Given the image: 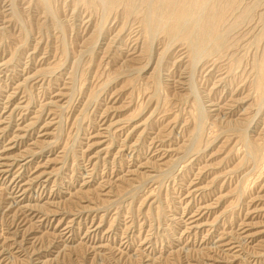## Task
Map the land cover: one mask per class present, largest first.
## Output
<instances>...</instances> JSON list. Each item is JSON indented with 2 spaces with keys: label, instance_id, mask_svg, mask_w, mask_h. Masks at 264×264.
I'll return each mask as SVG.
<instances>
[{
  "label": "rangeland",
  "instance_id": "obj_1",
  "mask_svg": "<svg viewBox=\"0 0 264 264\" xmlns=\"http://www.w3.org/2000/svg\"><path fill=\"white\" fill-rule=\"evenodd\" d=\"M93 1L0 0V264H264V0L200 59Z\"/></svg>",
  "mask_w": 264,
  "mask_h": 264
},
{
  "label": "bare ground",
  "instance_id": "obj_2",
  "mask_svg": "<svg viewBox=\"0 0 264 264\" xmlns=\"http://www.w3.org/2000/svg\"><path fill=\"white\" fill-rule=\"evenodd\" d=\"M120 1L123 0H99V3L101 2V4L105 5L103 6L104 8L106 7L107 10H110L114 6L116 8ZM124 1L126 4V9L124 10L129 12L133 11L134 7L137 6L135 5L134 0ZM142 3L147 4L146 7L149 8V12L146 10L148 13V18L146 14L147 19L144 21L148 23L146 26H149L151 36H155L158 34L157 32L162 31V29H164L167 34L171 36L186 35L185 38L189 41L192 47L191 49L195 59H200V57H203L207 54L208 51L206 48H208V42L213 46H216V48L223 46L226 30L225 29L223 31V26L226 23L228 13L230 11L233 12L232 7L234 6V3H231L228 0L226 2L223 0H190L183 6L182 4L177 5L178 3L176 4V0H142ZM161 10H163L164 13H161ZM163 19L167 21V24L163 23ZM191 21H194V24H192V28H189ZM200 23L201 26L203 25L206 27V30H199Z\"/></svg>",
  "mask_w": 264,
  "mask_h": 264
}]
</instances>
